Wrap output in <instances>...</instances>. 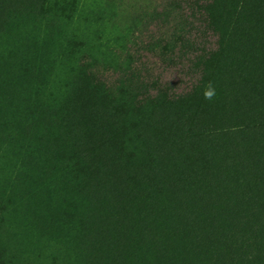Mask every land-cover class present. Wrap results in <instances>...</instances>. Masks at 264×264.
Listing matches in <instances>:
<instances>
[{"label":"rangeland","instance_id":"374dc122","mask_svg":"<svg viewBox=\"0 0 264 264\" xmlns=\"http://www.w3.org/2000/svg\"><path fill=\"white\" fill-rule=\"evenodd\" d=\"M119 3L99 18L97 0H0V264H100L95 243L105 254L123 210L118 188L141 206L152 186L172 185L167 171L206 172L201 128L195 139L180 134L202 119L171 112L159 87L179 95L194 81L188 30L167 50L181 26L134 28L136 11ZM129 32L143 38L129 45ZM83 184L96 190L88 199Z\"/></svg>","mask_w":264,"mask_h":264},{"label":"trees","instance_id":"16d2710c","mask_svg":"<svg viewBox=\"0 0 264 264\" xmlns=\"http://www.w3.org/2000/svg\"><path fill=\"white\" fill-rule=\"evenodd\" d=\"M115 1L97 0L99 18L105 4L109 3L111 10L120 5ZM122 1L136 11L129 26L136 28L141 22L181 26L180 32L174 29L165 39L166 48H171L167 50L172 51L183 39L184 29L188 30L184 40L191 51L185 67L194 81L179 95L169 94V83L159 87L168 96L171 112L179 107L184 118L202 119L198 125L187 124L180 134L195 139L199 127L200 137L210 144L201 160L207 168L205 174L193 166L167 171L172 185L167 190L152 186L146 194L153 199L150 204L140 206L133 201L135 192L118 188L116 199L123 210L117 211L119 215L109 227L111 242L101 244L109 248L106 253L99 256L102 246L95 243V261L264 264V0ZM128 34L129 45L143 38ZM147 36L151 37L147 34L144 38ZM209 36L215 37L212 47L206 46ZM127 51V56L134 58L130 48ZM154 83L157 80L149 84ZM209 84L215 89L211 100L203 95ZM144 98L156 101L159 96L149 93ZM196 148L191 145L189 153H196ZM187 180L194 187L186 186ZM90 186L97 191L102 188ZM80 188L83 199L96 191H88L84 184ZM143 254L146 257L138 261Z\"/></svg>","mask_w":264,"mask_h":264},{"label":"clouds","instance_id":"9594fccd","mask_svg":"<svg viewBox=\"0 0 264 264\" xmlns=\"http://www.w3.org/2000/svg\"><path fill=\"white\" fill-rule=\"evenodd\" d=\"M204 98L207 100H211L215 95V89L214 87L209 84L205 86L204 92H203Z\"/></svg>","mask_w":264,"mask_h":264}]
</instances>
